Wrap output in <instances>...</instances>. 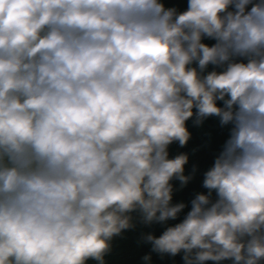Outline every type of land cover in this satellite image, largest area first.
Instances as JSON below:
<instances>
[{
    "label": "clouds",
    "instance_id": "obj_1",
    "mask_svg": "<svg viewBox=\"0 0 264 264\" xmlns=\"http://www.w3.org/2000/svg\"><path fill=\"white\" fill-rule=\"evenodd\" d=\"M138 226V264H264V0H0V264H108Z\"/></svg>",
    "mask_w": 264,
    "mask_h": 264
},
{
    "label": "water",
    "instance_id": "obj_2",
    "mask_svg": "<svg viewBox=\"0 0 264 264\" xmlns=\"http://www.w3.org/2000/svg\"><path fill=\"white\" fill-rule=\"evenodd\" d=\"M166 3L169 5L175 4L181 9L186 8L187 0H166ZM209 42V41H206ZM211 43V42H209ZM218 121L215 119H209L206 121L203 128H193L191 126V121H189V130L193 133V139L190 141L189 145L185 148H181L179 145L173 144L170 147V155L174 156L180 152H191L193 147L201 145L207 139L206 133L211 132L213 136L212 144L209 148L202 149L195 156L190 157V164L187 168H190L191 163H197L200 168V174H198L195 181L190 183L184 190L175 193L174 202H188L190 201L196 192L204 191L201 187L202 182V173L211 167L214 155L218 151L219 146L223 143V140L226 138V130H220L218 128ZM190 209L186 208L184 212L181 214L179 219H183L184 214ZM177 221H169V224L178 223ZM154 230L156 235H159L163 230L160 226H154L153 229L143 228L138 226L135 231H129L125 233V238L120 239L116 238L113 240V251L112 254L106 257L108 264H138L139 257L146 253L149 249L147 246L138 247L136 244V240L141 231H149ZM89 264H94V262H89ZM153 264H182L180 257L177 256L175 260L171 258H165L161 260L157 256H153ZM206 264H213V262H206ZM225 264H229V262H225Z\"/></svg>",
    "mask_w": 264,
    "mask_h": 264
}]
</instances>
